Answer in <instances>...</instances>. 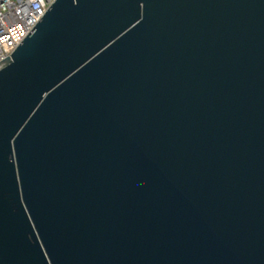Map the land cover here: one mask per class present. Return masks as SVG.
<instances>
[{"label":"water","instance_id":"1","mask_svg":"<svg viewBox=\"0 0 264 264\" xmlns=\"http://www.w3.org/2000/svg\"><path fill=\"white\" fill-rule=\"evenodd\" d=\"M0 264H264V0H55L0 61Z\"/></svg>","mask_w":264,"mask_h":264},{"label":"built area","instance_id":"2","mask_svg":"<svg viewBox=\"0 0 264 264\" xmlns=\"http://www.w3.org/2000/svg\"><path fill=\"white\" fill-rule=\"evenodd\" d=\"M55 0H0V61L15 50Z\"/></svg>","mask_w":264,"mask_h":264}]
</instances>
